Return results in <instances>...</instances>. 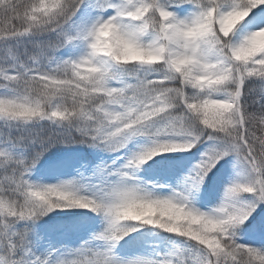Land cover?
I'll list each match as a JSON object with an SVG mask.
<instances>
[{"label":"snow or ice","instance_id":"6c2138e0","mask_svg":"<svg viewBox=\"0 0 264 264\" xmlns=\"http://www.w3.org/2000/svg\"><path fill=\"white\" fill-rule=\"evenodd\" d=\"M0 264H264V0H0Z\"/></svg>","mask_w":264,"mask_h":264}]
</instances>
